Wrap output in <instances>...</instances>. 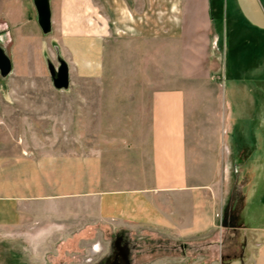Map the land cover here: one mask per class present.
I'll list each match as a JSON object with an SVG mask.
<instances>
[{
  "label": "crops",
  "instance_id": "0c3cea01",
  "mask_svg": "<svg viewBox=\"0 0 264 264\" xmlns=\"http://www.w3.org/2000/svg\"><path fill=\"white\" fill-rule=\"evenodd\" d=\"M49 5L52 28L45 34L35 0H0V47L12 62L9 76L36 81L52 49L120 35L119 0H49ZM184 9L182 36L197 49L193 65L205 71L213 64L210 51L215 45L223 54L221 77L210 80V74L196 77L193 72L194 81L162 87L148 98L149 113L141 120L145 124L123 135L115 131L109 138H96L95 144L86 137L72 149L56 145L51 135L45 136L47 145L40 144L32 129L20 137L30 134L37 144L27 140L10 149L3 146V155L16 156L0 159V239L22 235L24 242L25 229L41 213L93 214L120 230L146 229L176 240L205 233L219 214L225 216L213 213L216 187L224 188L227 200L233 162L244 166V135L239 121H233L227 73L232 72L229 81H236V88L247 80H264V0H193ZM37 101L5 99L1 117L7 119L3 105ZM236 131L238 141L233 140ZM251 136L256 154V135ZM258 163L254 168H260ZM253 182L255 193L245 194L239 215L248 226L238 230L245 244L255 245L263 255L264 187ZM185 200L192 202L191 209L185 208ZM204 201L208 213L193 206ZM255 264H264L263 258H255Z\"/></svg>",
  "mask_w": 264,
  "mask_h": 264
},
{
  "label": "rangeland",
  "instance_id": "374dc122",
  "mask_svg": "<svg viewBox=\"0 0 264 264\" xmlns=\"http://www.w3.org/2000/svg\"><path fill=\"white\" fill-rule=\"evenodd\" d=\"M192 2L119 0V37L57 47L47 57L51 59L48 63L56 68L60 58L69 65L71 85L67 90L54 88L48 65L40 68L36 81L0 75V103L8 98L38 100L33 105L1 106L8 111L7 119L1 117L0 111V159L16 156L3 155V146L10 149L27 140L31 145L37 144L31 142L30 134L25 140L20 137L32 129L38 133L40 144L47 145L45 136L51 135L56 145H69L72 149L86 137L95 144L96 138H109L113 132L117 135L115 131L123 135L145 124L141 120L144 116L147 119L148 98L155 91L194 81L193 72L196 77L210 74V80L219 79L223 54L218 47H211L213 64H207L203 71V67L193 65L197 49L188 41L190 38L182 36L184 8ZM214 18L217 23L218 18ZM227 74V78H232V72ZM248 77L254 78L255 74ZM229 79L226 81L233 121L235 124L239 121V132L244 135L240 157L244 166L233 162L227 200L224 188L216 187V212L213 213H225V216L219 214L209 231L176 240L146 229L120 230L96 220L93 214L82 218L80 213H41L25 229L24 242L20 239L22 235L18 239H0V264H99L112 255L119 236L128 241L131 264H255V258H263L264 262V251L262 255L255 245L245 244L238 230L243 224L248 226L239 218L245 194L255 193L254 180L259 187H264V80H247L236 88L237 82L231 83ZM237 131L234 141L241 138ZM257 161L261 162L258 169L254 168ZM184 206L191 209L192 202L185 200ZM193 206L208 213L207 201ZM31 240L37 241L36 244L32 245Z\"/></svg>",
  "mask_w": 264,
  "mask_h": 264
},
{
  "label": "water",
  "instance_id": "95a60500",
  "mask_svg": "<svg viewBox=\"0 0 264 264\" xmlns=\"http://www.w3.org/2000/svg\"><path fill=\"white\" fill-rule=\"evenodd\" d=\"M38 12L39 25L43 33L51 32V11L49 0H35ZM50 76L53 86L56 90H67L70 87V71L67 62L59 59V67L56 68L52 63L48 64ZM12 73V62L6 55L5 51L0 47V75L7 78Z\"/></svg>",
  "mask_w": 264,
  "mask_h": 264
},
{
  "label": "flooded vegetation",
  "instance_id": "af4514ba",
  "mask_svg": "<svg viewBox=\"0 0 264 264\" xmlns=\"http://www.w3.org/2000/svg\"><path fill=\"white\" fill-rule=\"evenodd\" d=\"M129 244L123 237L119 236L115 239V245L110 255L104 262L99 264H131L128 256Z\"/></svg>",
  "mask_w": 264,
  "mask_h": 264
}]
</instances>
